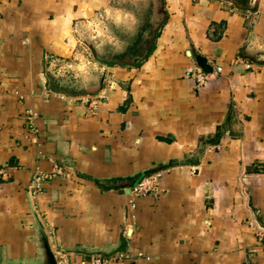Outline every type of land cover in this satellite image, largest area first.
Listing matches in <instances>:
<instances>
[{
    "label": "crops",
    "instance_id": "crops-1",
    "mask_svg": "<svg viewBox=\"0 0 264 264\" xmlns=\"http://www.w3.org/2000/svg\"><path fill=\"white\" fill-rule=\"evenodd\" d=\"M119 4L0 0V264H45L33 211L65 264H264V0ZM98 10L142 46L62 88ZM194 55L223 70L201 89ZM150 172L161 197L133 200Z\"/></svg>",
    "mask_w": 264,
    "mask_h": 264
},
{
    "label": "rangeland",
    "instance_id": "rangeland-1",
    "mask_svg": "<svg viewBox=\"0 0 264 264\" xmlns=\"http://www.w3.org/2000/svg\"><path fill=\"white\" fill-rule=\"evenodd\" d=\"M152 1L120 0L119 6L132 12L137 10L141 11L144 8L148 9ZM158 5L159 3H157ZM132 12L128 17H125L129 24L138 20L137 22L145 27L152 25L151 23L149 24L148 16L137 14V18H133ZM97 13L98 18L96 23L93 24V27L84 29L82 33H78L80 45L77 46L74 58L72 57L74 61L72 67H67L68 63L63 62V60L55 62L52 70L58 74L60 73L62 88H67V85L72 86L73 84V88L81 90L83 85L86 84L88 86V84L95 82L97 77L101 75L99 63L108 60L122 63V59L125 56L135 52L136 49L142 46L140 44L141 41L138 42V32L120 30L119 24L124 21L123 14H116L110 11L107 13L104 10H98ZM163 18L164 16L160 15L159 20L161 23L164 20ZM147 35L150 37L154 36L155 32L148 31ZM149 39L151 40L152 38ZM149 39L144 44L147 47L150 46ZM66 61L68 60L66 59Z\"/></svg>",
    "mask_w": 264,
    "mask_h": 264
},
{
    "label": "built area",
    "instance_id": "built-area-1",
    "mask_svg": "<svg viewBox=\"0 0 264 264\" xmlns=\"http://www.w3.org/2000/svg\"><path fill=\"white\" fill-rule=\"evenodd\" d=\"M222 71L223 70L221 67H217V68L212 67V73H205L201 70V68H198L195 72L192 71L191 73L193 76H195L197 80V84H198L197 88L201 89L203 86H206V84L210 81L211 78L221 75ZM58 176L65 177L67 176V173L63 169L58 167H56L50 174L38 173L34 177V180L32 181L33 182L32 185L35 186V189L39 190L43 182H46ZM161 177H162V172H158L143 178L137 184H135L130 189V195L132 196L133 200H136L137 198L146 195H151L155 199H159L162 195V190L159 184ZM110 261H111L110 259L94 256L91 259L90 264H108ZM58 264H65L64 255L59 256Z\"/></svg>",
    "mask_w": 264,
    "mask_h": 264
},
{
    "label": "water",
    "instance_id": "water-1",
    "mask_svg": "<svg viewBox=\"0 0 264 264\" xmlns=\"http://www.w3.org/2000/svg\"><path fill=\"white\" fill-rule=\"evenodd\" d=\"M188 54L189 56H191L192 52L188 51ZM253 55L254 56H252V58L258 59V53H253ZM194 60L197 66L201 68L203 72L212 73V66L208 64V61L205 57L201 55H194ZM104 78H105V75L102 77V83L99 88L100 90L96 92L95 95H99L100 91L103 89ZM126 193L130 194V189H128ZM33 215L35 217L36 224L38 226V229L40 231L41 238H42V251H43V258H44L45 264H58V258L51 248L49 236L46 232L44 224L41 222L38 214L35 211H33Z\"/></svg>",
    "mask_w": 264,
    "mask_h": 264
},
{
    "label": "trees",
    "instance_id": "trees-1",
    "mask_svg": "<svg viewBox=\"0 0 264 264\" xmlns=\"http://www.w3.org/2000/svg\"><path fill=\"white\" fill-rule=\"evenodd\" d=\"M109 65H115V64H113V63H110ZM149 175H152V173L150 172V173H147V174H145L144 176H149Z\"/></svg>",
    "mask_w": 264,
    "mask_h": 264
},
{
    "label": "flooded vegetation",
    "instance_id": "flooded-vegetation-1",
    "mask_svg": "<svg viewBox=\"0 0 264 264\" xmlns=\"http://www.w3.org/2000/svg\"><path fill=\"white\" fill-rule=\"evenodd\" d=\"M152 21H153V19H152ZM157 32V31H156Z\"/></svg>",
    "mask_w": 264,
    "mask_h": 264
}]
</instances>
